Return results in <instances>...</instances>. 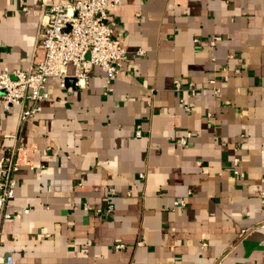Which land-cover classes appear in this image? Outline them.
I'll return each mask as SVG.
<instances>
[{
  "label": "crops",
  "instance_id": "crops-1",
  "mask_svg": "<svg viewBox=\"0 0 264 264\" xmlns=\"http://www.w3.org/2000/svg\"><path fill=\"white\" fill-rule=\"evenodd\" d=\"M111 1L128 59L111 83L99 67L83 89L46 82L19 135L0 254L12 264H264V0ZM57 2L0 0V70L13 77L42 59L38 34ZM18 115L0 104V155Z\"/></svg>",
  "mask_w": 264,
  "mask_h": 264
},
{
  "label": "built area",
  "instance_id": "built-area-1",
  "mask_svg": "<svg viewBox=\"0 0 264 264\" xmlns=\"http://www.w3.org/2000/svg\"><path fill=\"white\" fill-rule=\"evenodd\" d=\"M112 6L111 0H58L44 13L38 34L42 59L29 69L13 71V77L6 69L0 70V104L6 111L19 109L18 136L13 146L0 155V237L4 222L11 217L7 207L17 185L21 150L19 135L25 123L41 111L42 102L48 97L46 82L54 79L63 84L66 79H72L76 88L83 89L88 84L91 69L99 67L106 82L111 83L128 59V51L113 37V23L107 15ZM219 40L215 37L210 45ZM136 54L141 56L143 51H136ZM68 67L72 69L71 73ZM222 79L226 82L227 76ZM180 84V81L174 82L176 90L180 89ZM207 89L215 97L220 95L221 86L215 80L208 82ZM198 90L192 83L186 88L189 96H195ZM224 104L229 105V101H224ZM188 137L189 133L181 137L179 144H186ZM232 164L234 174H238V159H233ZM259 191L262 193L261 189ZM174 206L183 207L184 201H175ZM111 210V206L106 209L107 212ZM141 244L138 242L137 246ZM122 248V244L114 246L115 250ZM12 263L10 255L0 254V264Z\"/></svg>",
  "mask_w": 264,
  "mask_h": 264
}]
</instances>
